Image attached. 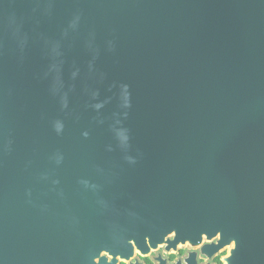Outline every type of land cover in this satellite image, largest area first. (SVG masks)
I'll use <instances>...</instances> for the list:
<instances>
[{"label": "water", "instance_id": "obj_1", "mask_svg": "<svg viewBox=\"0 0 264 264\" xmlns=\"http://www.w3.org/2000/svg\"><path fill=\"white\" fill-rule=\"evenodd\" d=\"M203 241L264 264V0H0V264Z\"/></svg>", "mask_w": 264, "mask_h": 264}, {"label": "flooded vegetation", "instance_id": "obj_2", "mask_svg": "<svg viewBox=\"0 0 264 264\" xmlns=\"http://www.w3.org/2000/svg\"><path fill=\"white\" fill-rule=\"evenodd\" d=\"M218 240L219 236L212 243H217ZM206 244L209 242L203 241L196 247L178 245L175 249H166L164 245H159L143 252L134 248L124 255L101 252L102 260L95 258L91 264H230L227 258L231 256L233 243L218 248H204Z\"/></svg>", "mask_w": 264, "mask_h": 264}]
</instances>
